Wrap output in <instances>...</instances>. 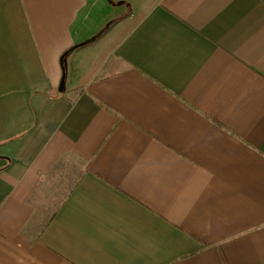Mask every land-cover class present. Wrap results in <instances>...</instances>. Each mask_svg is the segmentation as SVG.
Here are the masks:
<instances>
[{
	"label": "crops",
	"instance_id": "obj_1",
	"mask_svg": "<svg viewBox=\"0 0 264 264\" xmlns=\"http://www.w3.org/2000/svg\"><path fill=\"white\" fill-rule=\"evenodd\" d=\"M0 264H264V0H0Z\"/></svg>",
	"mask_w": 264,
	"mask_h": 264
},
{
	"label": "trees",
	"instance_id": "obj_2",
	"mask_svg": "<svg viewBox=\"0 0 264 264\" xmlns=\"http://www.w3.org/2000/svg\"><path fill=\"white\" fill-rule=\"evenodd\" d=\"M124 16H122V17H120L119 19H117V20H115V21H112V22H109L98 34H96L95 36H94V38L91 40V41H89V42H84V43H80V44H77V45H75V46H72L71 48H69L68 50H66L63 54H62V56H61V66H62V69H64L63 68V66H64V63H63V60H64V58L70 53V52H72V51H74V50H76V49H78V48H80V47H83L84 45H86V44H88V43H90V42H94V41H96V40H98V39H100V38H102L110 29H111V27L115 24V23H117V21L118 20H120V19H122Z\"/></svg>",
	"mask_w": 264,
	"mask_h": 264
},
{
	"label": "water",
	"instance_id": "obj_3",
	"mask_svg": "<svg viewBox=\"0 0 264 264\" xmlns=\"http://www.w3.org/2000/svg\"><path fill=\"white\" fill-rule=\"evenodd\" d=\"M64 87V75L62 76V79L60 81V85H59V91H62Z\"/></svg>",
	"mask_w": 264,
	"mask_h": 264
},
{
	"label": "rangeland",
	"instance_id": "obj_4",
	"mask_svg": "<svg viewBox=\"0 0 264 264\" xmlns=\"http://www.w3.org/2000/svg\"><path fill=\"white\" fill-rule=\"evenodd\" d=\"M63 68H64V66H63ZM63 70H64V69H63ZM63 75H65V73H64Z\"/></svg>",
	"mask_w": 264,
	"mask_h": 264
}]
</instances>
